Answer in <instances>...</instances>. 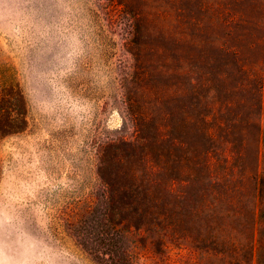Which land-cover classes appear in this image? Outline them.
<instances>
[{"label": "rangeland", "instance_id": "rangeland-1", "mask_svg": "<svg viewBox=\"0 0 264 264\" xmlns=\"http://www.w3.org/2000/svg\"><path fill=\"white\" fill-rule=\"evenodd\" d=\"M177 6L213 17V0ZM131 19L118 0H0V64L29 109L0 144V264H248L210 207L145 192L140 153L102 164L105 145L136 135Z\"/></svg>", "mask_w": 264, "mask_h": 264}, {"label": "trees", "instance_id": "trees-1", "mask_svg": "<svg viewBox=\"0 0 264 264\" xmlns=\"http://www.w3.org/2000/svg\"><path fill=\"white\" fill-rule=\"evenodd\" d=\"M118 1L132 17L136 135L105 145L103 166L110 151L140 153L146 193L198 199L235 236L232 251L264 264V0H213L208 22L180 0ZM28 114L16 69L0 64V144L27 130Z\"/></svg>", "mask_w": 264, "mask_h": 264}]
</instances>
